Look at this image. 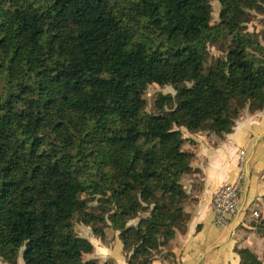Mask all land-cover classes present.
<instances>
[{
    "label": "trees",
    "instance_id": "1",
    "mask_svg": "<svg viewBox=\"0 0 264 264\" xmlns=\"http://www.w3.org/2000/svg\"><path fill=\"white\" fill-rule=\"evenodd\" d=\"M218 2L214 22L211 0H0V264H112L77 223L116 230L126 264L174 261L198 171L182 130L264 110V0ZM185 82L147 112L151 84Z\"/></svg>",
    "mask_w": 264,
    "mask_h": 264
},
{
    "label": "crops",
    "instance_id": "2",
    "mask_svg": "<svg viewBox=\"0 0 264 264\" xmlns=\"http://www.w3.org/2000/svg\"><path fill=\"white\" fill-rule=\"evenodd\" d=\"M185 150L195 152L184 185L193 201L186 233L173 241L174 261L164 264H239L238 250L249 248L264 264V110L246 108L231 133L220 137L183 129ZM183 146V147H184ZM248 173L240 191V206L228 226L215 223L211 207L215 193L234 181L240 171L241 152Z\"/></svg>",
    "mask_w": 264,
    "mask_h": 264
},
{
    "label": "rangeland",
    "instance_id": "3",
    "mask_svg": "<svg viewBox=\"0 0 264 264\" xmlns=\"http://www.w3.org/2000/svg\"><path fill=\"white\" fill-rule=\"evenodd\" d=\"M213 5V21L216 22L219 19V10L220 3L218 0H211ZM250 31H261L264 30V16L254 14L253 20L248 24ZM211 52L214 55H217L219 51L216 47H210ZM185 85H189L188 83H171L166 85H159L157 83L151 84L146 92L144 93V97L147 101V112L148 113H161L164 110H161L157 106V100L161 95H172L174 96L176 92L184 87ZM174 106V103L169 104L165 107V109H171ZM184 137V136H183ZM185 149V146L183 147ZM77 232L79 235L88 238L95 246L94 252L92 254H86L85 259L89 258H98L99 261H110L112 264H126V254L123 249V245L121 240L118 237V232L114 230L112 227H106L105 237L101 238L95 235L89 227L84 224L77 223ZM0 263L2 260L0 258ZM17 264H24V260L22 257V253L18 257Z\"/></svg>",
    "mask_w": 264,
    "mask_h": 264
},
{
    "label": "built area",
    "instance_id": "4",
    "mask_svg": "<svg viewBox=\"0 0 264 264\" xmlns=\"http://www.w3.org/2000/svg\"><path fill=\"white\" fill-rule=\"evenodd\" d=\"M239 167L240 171L236 179L223 185L212 199L211 207L215 216V223L221 227L229 225L230 217L238 211L240 206V191L248 173L243 151L240 155Z\"/></svg>",
    "mask_w": 264,
    "mask_h": 264
}]
</instances>
